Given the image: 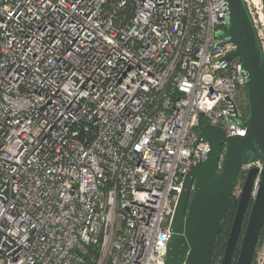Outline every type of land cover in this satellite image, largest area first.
<instances>
[{
    "label": "built area",
    "instance_id": "obj_1",
    "mask_svg": "<svg viewBox=\"0 0 264 264\" xmlns=\"http://www.w3.org/2000/svg\"><path fill=\"white\" fill-rule=\"evenodd\" d=\"M228 15L224 0H0V264H165L211 150L201 118L247 132ZM260 162L240 170L259 169L252 199Z\"/></svg>",
    "mask_w": 264,
    "mask_h": 264
},
{
    "label": "water",
    "instance_id": "obj_2",
    "mask_svg": "<svg viewBox=\"0 0 264 264\" xmlns=\"http://www.w3.org/2000/svg\"><path fill=\"white\" fill-rule=\"evenodd\" d=\"M224 1L229 15L227 31L221 35L230 37L229 42L235 45L226 59L240 57L243 68L249 73L246 83L248 116L240 121L247 132L245 136L227 137L217 126L204 124L199 128V140L208 142L211 150L207 159L193 166L185 177L171 225L165 264L212 263L241 167L264 159L263 46L246 1ZM258 173L259 169L253 167L247 174L221 264H233L250 204L236 264H253L264 225V170L259 189L253 199L251 196Z\"/></svg>",
    "mask_w": 264,
    "mask_h": 264
},
{
    "label": "rangeland",
    "instance_id": "obj_3",
    "mask_svg": "<svg viewBox=\"0 0 264 264\" xmlns=\"http://www.w3.org/2000/svg\"><path fill=\"white\" fill-rule=\"evenodd\" d=\"M246 4L248 6L249 12L254 20V23L256 25V29L259 35V39L262 43L263 46V50H264V4L262 0H257V4L252 3L251 0H246ZM263 17V20L262 18ZM261 165L264 167V159H261ZM248 166H244L243 170L241 171V173L239 174L238 180H237V189H235V192L233 193V198L234 200L239 201L240 195H241V189L245 183L246 177H247V172L246 169ZM233 200V199H232ZM238 205V204H237ZM249 217V214H248ZM248 222V218H246L245 222H244V229L243 232L245 230V227L247 225ZM263 230V235H262V239L260 241L259 239V243L257 245L255 254H254V259H253V264H264V229ZM242 237H243V233L242 236L238 242V246L237 248H239L236 252V256L237 254L240 252V246H241V242H242ZM261 238V236H260ZM233 258V263L237 261V257ZM239 256V254H238ZM222 255L220 254L217 259L215 264H221V260H222Z\"/></svg>",
    "mask_w": 264,
    "mask_h": 264
},
{
    "label": "trees",
    "instance_id": "obj_4",
    "mask_svg": "<svg viewBox=\"0 0 264 264\" xmlns=\"http://www.w3.org/2000/svg\"><path fill=\"white\" fill-rule=\"evenodd\" d=\"M205 122L206 121L203 118H201V124L204 125ZM237 204H238L237 201L234 200V198H233V200L231 201V203L229 205L227 215H226V217L224 218V220L222 222V230H221V232H220V234L218 236L214 258H213L211 264H215L216 259H217V257L220 254L222 255V257L224 256L225 247L227 245V240H228V237H229V234H230V230H231V227H232L233 219H234V216H235V213H236V210H237ZM263 229H264V225H263ZM262 235H263V230L261 231L260 241L262 239ZM238 249L239 248H236V251ZM236 253L237 252H235L234 257L236 256ZM238 254L236 256L237 258H238ZM221 262H222V260H221ZM233 264H235V262Z\"/></svg>",
    "mask_w": 264,
    "mask_h": 264
},
{
    "label": "flooded vegetation",
    "instance_id": "obj_5",
    "mask_svg": "<svg viewBox=\"0 0 264 264\" xmlns=\"http://www.w3.org/2000/svg\"><path fill=\"white\" fill-rule=\"evenodd\" d=\"M250 208H251V204L249 205V208H248V210H247V213H246V216H245L244 222H245L246 218H248V214H249V212H250ZM244 222H243V226H244ZM243 229H244V227H243ZM242 233H243V230H242ZM241 236H242V234H241ZM241 236H240V238H241ZM239 240H240V239H239Z\"/></svg>",
    "mask_w": 264,
    "mask_h": 264
},
{
    "label": "bare ground",
    "instance_id": "obj_6",
    "mask_svg": "<svg viewBox=\"0 0 264 264\" xmlns=\"http://www.w3.org/2000/svg\"><path fill=\"white\" fill-rule=\"evenodd\" d=\"M252 1V3H254V4H257V0H251ZM262 18V20H263V17H261Z\"/></svg>",
    "mask_w": 264,
    "mask_h": 264
}]
</instances>
